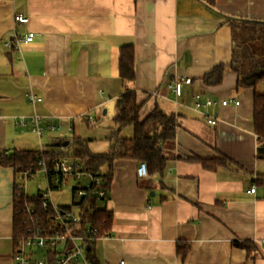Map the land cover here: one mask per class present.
Here are the masks:
<instances>
[{
  "label": "crops",
  "instance_id": "1",
  "mask_svg": "<svg viewBox=\"0 0 264 264\" xmlns=\"http://www.w3.org/2000/svg\"><path fill=\"white\" fill-rule=\"evenodd\" d=\"M17 14L28 21L16 22ZM230 18L264 22V0H0V152L51 149L74 135L93 153L109 152L126 86L137 91L141 119L157 104L176 115V136L162 145L163 174L139 178L140 161H115L109 199L101 203L113 213L112 228L95 241L100 264H264V141L252 117L264 84L239 87L230 68L219 85L203 79L232 60ZM30 31L33 40L18 47L3 43ZM127 44L135 47L130 83L120 76ZM181 75L192 83L177 97L168 86ZM196 94L217 104L197 109ZM33 114L41 117V137ZM50 121L61 128L48 129ZM133 133L128 125L119 136ZM221 155L230 161L214 171L186 160ZM15 180L14 168L0 165V264H14ZM245 241L250 249L237 244Z\"/></svg>",
  "mask_w": 264,
  "mask_h": 264
},
{
  "label": "trees",
  "instance_id": "2",
  "mask_svg": "<svg viewBox=\"0 0 264 264\" xmlns=\"http://www.w3.org/2000/svg\"><path fill=\"white\" fill-rule=\"evenodd\" d=\"M214 6L217 0H203ZM233 34V56L230 63L217 64L203 79L208 86L219 85L227 68L237 73L239 87H254L264 80V22L228 19ZM120 76L124 83L136 79L135 47L133 44L123 45L119 55ZM141 104L137 100V91L126 86L125 91L116 101V114L114 121L116 128L112 131L114 143L107 153H93L88 148L87 140L74 135L66 146L65 142L51 149H16L10 153L0 152V165L11 166L15 174L32 167V171L41 168L39 161L43 159L53 174L54 162L61 157H68L80 163L83 169L101 171L103 182L95 186L93 193L86 199L88 204L81 212V221L95 228V239L86 245V253L93 264H100L96 256L95 241L111 232L113 213L101 203L109 199L113 180L114 163L119 159H134L144 161L149 174H163L168 158L163 154L162 145L176 136L177 118L174 113L165 112L158 104L144 119L140 118ZM254 131L260 140L264 141V94L256 93L253 100ZM132 125L134 129L131 138H120L121 130ZM187 161L200 163L205 169L216 170L230 161L228 157L204 158L200 156L186 158ZM258 182L264 185V180ZM53 186L52 189H59ZM105 191L103 197L98 196L99 191ZM13 231L14 242L16 238L26 232L32 225L31 215L45 223L51 215V208H44L40 197L32 198L17 188L14 183L13 190ZM73 194V193H72ZM74 196V195H73ZM75 198V197H74ZM76 199L72 202L75 203ZM27 206H34L33 213H28ZM69 209L70 205H61ZM37 225V223H36ZM239 246L250 249L251 242H238Z\"/></svg>",
  "mask_w": 264,
  "mask_h": 264
},
{
  "label": "built area",
  "instance_id": "3",
  "mask_svg": "<svg viewBox=\"0 0 264 264\" xmlns=\"http://www.w3.org/2000/svg\"><path fill=\"white\" fill-rule=\"evenodd\" d=\"M15 21L25 23L28 21L26 16L21 14L15 15ZM34 32H28L23 39H20L15 32L11 38L3 43L11 48L18 47L21 40L29 42L34 38ZM192 83V78L186 75L177 76L172 79L168 88L175 93L177 97L183 95L186 85ZM195 108L203 109L213 107L217 104L211 98L202 99L199 94L194 96ZM31 99L36 97L31 95ZM40 99V98H39ZM230 101L239 104L238 100H222L221 104L226 105ZM209 124H216V118L213 114L205 113ZM92 119V118H90ZM31 122L36 134L41 137L44 132V127L41 125V117L37 114L31 116ZM27 121L22 118L18 121V125L24 126ZM50 130L60 129L61 126L50 121L47 125ZM41 168L32 171V167L27 170L19 171L16 174L17 188L24 191L25 195H29L26 190L27 182L34 175L42 171L46 177V188L38 185L37 192L34 195H29L32 198L40 197L44 208H51L52 212L48 220L43 223L38 218L31 215V222L26 232L16 238L14 242V264H93L86 253V245L95 239V228H90L89 224H84L81 219V212L88 204L86 199L93 193L94 187L101 185L103 182V174L101 171H89L83 169L80 163L74 162L64 156L54 162L53 174L49 176L50 169L46 162L41 159L39 161ZM148 175V167L146 162L141 161L137 168V176L139 178ZM74 181L75 185L72 188V193L76 198L75 203H72L69 209H64L59 204H55L52 200L53 186L64 187L69 181ZM256 185H252L249 192L256 193ZM105 195V191L98 192L101 198ZM28 213H33L34 206H27ZM37 223V225H36ZM120 264H126L124 260Z\"/></svg>",
  "mask_w": 264,
  "mask_h": 264
},
{
  "label": "rangeland",
  "instance_id": "4",
  "mask_svg": "<svg viewBox=\"0 0 264 264\" xmlns=\"http://www.w3.org/2000/svg\"><path fill=\"white\" fill-rule=\"evenodd\" d=\"M260 82L261 83L259 84H264V80H261ZM37 139L39 138L37 137ZM38 148L39 146H37V149ZM38 185H41L43 188H46L47 186L46 177L44 172L42 171L37 172L34 175V177L27 182L25 190L29 195H34L37 192ZM74 185H75L74 181L70 180L66 186L53 190L52 192L53 202L59 205H72V202L76 199L72 194V188Z\"/></svg>",
  "mask_w": 264,
  "mask_h": 264
},
{
  "label": "water",
  "instance_id": "5",
  "mask_svg": "<svg viewBox=\"0 0 264 264\" xmlns=\"http://www.w3.org/2000/svg\"><path fill=\"white\" fill-rule=\"evenodd\" d=\"M114 104H115V102L112 101V102L109 104V106H107V108H105L104 112L106 113L107 110H110V111L112 112L113 109H114ZM68 143H69V141H66L64 144L67 145Z\"/></svg>",
  "mask_w": 264,
  "mask_h": 264
}]
</instances>
